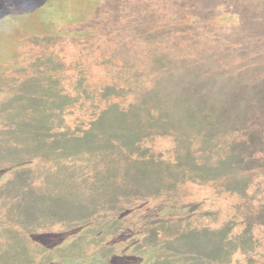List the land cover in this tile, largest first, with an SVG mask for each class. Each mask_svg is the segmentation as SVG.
Instances as JSON below:
<instances>
[{
    "label": "rangeland",
    "instance_id": "1",
    "mask_svg": "<svg viewBox=\"0 0 264 264\" xmlns=\"http://www.w3.org/2000/svg\"><path fill=\"white\" fill-rule=\"evenodd\" d=\"M0 264H264V0H0Z\"/></svg>",
    "mask_w": 264,
    "mask_h": 264
},
{
    "label": "trees",
    "instance_id": "2",
    "mask_svg": "<svg viewBox=\"0 0 264 264\" xmlns=\"http://www.w3.org/2000/svg\"><path fill=\"white\" fill-rule=\"evenodd\" d=\"M161 76H162V75H161ZM161 76H160V77H161ZM94 255H95V254H94ZM88 256H89V254H88Z\"/></svg>",
    "mask_w": 264,
    "mask_h": 264
}]
</instances>
